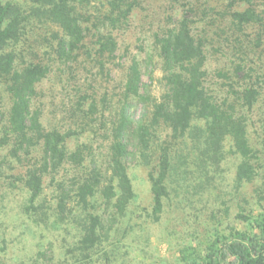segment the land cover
Wrapping results in <instances>:
<instances>
[{
  "label": "rangeland",
  "instance_id": "374dc122",
  "mask_svg": "<svg viewBox=\"0 0 264 264\" xmlns=\"http://www.w3.org/2000/svg\"><path fill=\"white\" fill-rule=\"evenodd\" d=\"M6 3L25 8L27 0H0V4ZM133 3L129 16L113 28L105 20L107 1L98 0L96 9L89 12L90 34L74 58L62 63L54 54L44 57L52 64V73L39 83L32 110H38L43 129L70 134L67 147L71 152H83V164L65 162L55 170L49 168L41 194L32 203L24 183L30 169L42 170L41 145L34 142L29 150H19L18 157H13L17 143L9 137L12 140L3 144L0 128V263L207 264L218 253V264H225L221 250L218 252L221 246H214L216 254L211 257L209 247L217 238L227 244L247 243L248 238L264 242V0ZM239 13L250 14L252 20L241 22ZM183 20L203 43L205 86L217 104L228 108L234 93L247 86L258 92L251 109L236 107V115L247 127L251 148L247 162L253 179L237 181L243 158L228 137L217 163L208 168L207 179H199L202 172L189 161L176 179L175 195L164 201L159 214L154 212L148 170L133 163L129 168L137 197L126 213L120 214L101 197L93 200L95 208L83 210L75 188L94 169L106 175L109 145L123 114L130 109L128 114L137 122L145 108L150 112L166 92L158 41L178 29ZM99 32L114 38L117 49L112 55L98 53ZM134 64L140 73L136 95L126 86ZM10 106L7 86L0 83V125ZM168 133H156L157 142H174ZM61 198L66 201L64 209L58 206ZM97 214L102 223L99 240L85 250L82 242L90 217Z\"/></svg>",
  "mask_w": 264,
  "mask_h": 264
},
{
  "label": "trees",
  "instance_id": "16d2710c",
  "mask_svg": "<svg viewBox=\"0 0 264 264\" xmlns=\"http://www.w3.org/2000/svg\"><path fill=\"white\" fill-rule=\"evenodd\" d=\"M106 1L108 14L105 20L113 28L134 8L133 0L131 3H128L129 0ZM97 2L27 0L25 8L14 3L0 4V83L6 84L11 97L8 117L0 125L4 131L2 143L12 140L9 137L15 140L17 147L12 150L13 157H18L19 150H29L30 145H35L34 142L41 145L44 159L42 170L37 172L30 169L24 183L32 196V203L41 194L49 168L55 170L65 162L83 164V152L79 149L71 152L67 147L69 133L43 129L38 110H32V100L39 83L52 73L53 66L44 57L54 54L57 61L62 63L74 58L90 34L87 26L92 21V12H89L96 9ZM237 18L241 22L252 20L248 13H239ZM158 42L164 62L166 92L150 112L145 108L137 122L128 114L130 109L123 114L109 145L106 175L94 169L75 188L83 210L95 208L93 200L101 197L107 204L113 203L120 214L126 213L137 197L129 168V164L133 163L148 170L154 212L159 214L165 202L175 195L176 179L190 162L198 172H202L197 175L199 179L208 178V168L217 163L228 137L243 158V163L237 169V181L241 183L253 179V169L247 162L251 153L247 127L236 115V107L240 104L251 109L258 98L257 90L247 86L234 93L232 105L228 108L217 104L205 86L203 43L191 34L187 20H183L178 29ZM96 46L101 56L107 53L112 55L117 49L112 35L100 32ZM42 47L46 49L44 52L40 50ZM139 83V69L134 64L126 85L129 92L136 95ZM196 121H203L204 124L194 125ZM163 130L169 131L170 139L174 142L169 144V140H166L163 142L165 146L157 142L159 138L156 133ZM64 202V198H61L60 209H64ZM101 225L100 215H91L90 226L82 242L85 250L97 244ZM215 245L221 246L218 252L221 250L225 264H264V242L255 243L253 238H248L247 243L227 244L217 238L209 247L211 257L216 254ZM216 255L207 264H218Z\"/></svg>",
  "mask_w": 264,
  "mask_h": 264
}]
</instances>
